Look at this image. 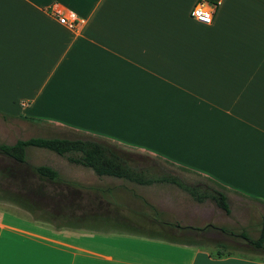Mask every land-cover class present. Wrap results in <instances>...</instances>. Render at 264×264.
<instances>
[{"label": "crops", "instance_id": "crops-1", "mask_svg": "<svg viewBox=\"0 0 264 264\" xmlns=\"http://www.w3.org/2000/svg\"><path fill=\"white\" fill-rule=\"evenodd\" d=\"M195 1L0 0V122L105 138L152 158L140 164L147 175L219 182L229 205L225 214L169 181L97 176L29 150L3 164L9 181L39 192L30 208L0 205V264H264L239 237L224 251L202 238L215 228L171 225L264 205V0H204L215 4L208 23L189 16ZM36 164L57 176L38 177Z\"/></svg>", "mask_w": 264, "mask_h": 264}, {"label": "trees", "instance_id": "trees-1", "mask_svg": "<svg viewBox=\"0 0 264 264\" xmlns=\"http://www.w3.org/2000/svg\"><path fill=\"white\" fill-rule=\"evenodd\" d=\"M0 115L5 117L7 114L0 111ZM27 146L46 148L57 154L64 155L68 162L88 167L97 176L110 175L139 183H149L153 180L169 181L183 189L193 200L197 202L205 199L211 200L225 214L229 213L225 188L219 182L206 176L204 177L205 182L187 183L169 173L159 176L147 175V172H143L140 168L142 167L140 164L144 162V159H140L142 157L141 154L128 150L117 143L99 136L31 135L25 138H17L12 143L0 141V155L10 157L16 162H23L25 159V148ZM147 160H145V163ZM6 169L5 167V173L7 172ZM32 170V173H35L38 177L46 179H53L57 176V171L47 164H36L32 167ZM29 187L33 191V195L38 194V187ZM0 199L9 200L26 208L34 205L33 199L31 200L26 196L25 198H21L16 193L11 194V192L1 187ZM171 225L195 230H205L207 227H212L233 239L239 237L251 247L264 253V217L261 219L258 233L254 237L248 235L244 229H241L239 232H234L228 226L213 223H206L202 226L180 225L178 223H172ZM175 237H167L166 239L169 241H174V239L179 240ZM216 242L222 244L220 241ZM218 253H223V250H219Z\"/></svg>", "mask_w": 264, "mask_h": 264}, {"label": "rangeland", "instance_id": "rangeland-1", "mask_svg": "<svg viewBox=\"0 0 264 264\" xmlns=\"http://www.w3.org/2000/svg\"><path fill=\"white\" fill-rule=\"evenodd\" d=\"M213 4V3H211ZM28 127L24 128V129H20L19 131H17L18 129H15L14 127L11 128V126L9 125L8 120L6 121H2L0 122V141L1 142H11L14 140L15 135H43L42 133L38 132L37 130H35L34 127L31 126V128H29L27 130ZM44 133V132H43ZM69 136H75V133H68ZM23 137V136H21ZM36 149H40L43 152L46 153H51V154H56L55 152L48 150L46 148H40V147H35V146H27L25 148V157L29 156L30 154H28L29 150H36ZM133 152H137V151H133ZM139 154H141L142 157H140V159H144L143 161L147 160V156L145 154H142L140 152H137ZM38 161L41 163H46V161H49V158L47 156H43L42 153L39 154L38 156ZM8 157H5L3 155H0V187L6 189L8 192L12 193H16L17 196L21 197V198H25L26 197H31L33 196V191L30 189L29 186H25L24 182L21 180H17L15 179L14 182L9 181L8 178V174L14 175V173L12 171L5 173V170L3 168V164L8 163ZM152 158L148 157L147 161H151ZM32 163H35L34 161ZM160 163H162V161H160ZM18 164V163H17ZM21 169H23L24 167L22 165H20ZM24 173H27V171H17L15 172L16 177H21V175H24ZM182 180H184L187 183H194V182H205L206 180L204 179L203 176H199L196 174H191V173H184V175H182L181 177ZM13 183V184H12ZM9 194V193H8ZM18 198V197H17ZM208 202H212L211 200H208ZM242 204L240 205V207L237 209V207L235 206V204H233V210L230 214L225 215H212V216H208L211 217L212 219V223L213 224H217V225H225L228 226L230 228H232V230L234 232H239L240 229H242V227H244L246 230V232L248 233V235L254 237L257 235L258 233V229L261 223V218L264 217V205L255 202L253 200H243L241 201ZM7 203V200L5 199H0V205ZM213 203V202H212ZM214 204V203H213ZM216 206V205H215ZM220 209V208H219ZM221 210V209H220ZM235 210H237V213H235ZM241 211V212H240ZM189 213L194 214L191 210H186L185 214L188 215ZM239 213V214H238ZM197 215H202L201 213H198ZM238 215V218H236L235 216ZM69 221V220H67ZM196 223H202V219L200 217L195 218L194 220ZM199 225V224H198ZM202 237L205 241H223L225 243H229L230 247L226 248L227 250L224 251H230L229 249H232L233 251H235V245L232 242V238L228 235H225L219 231H210V232H205L203 233ZM237 242H244L242 240H240L238 238ZM250 252V251H249Z\"/></svg>", "mask_w": 264, "mask_h": 264}, {"label": "built area", "instance_id": "built-area-1", "mask_svg": "<svg viewBox=\"0 0 264 264\" xmlns=\"http://www.w3.org/2000/svg\"><path fill=\"white\" fill-rule=\"evenodd\" d=\"M215 4H208L204 0H196L189 9V16L196 18L197 20L208 23L211 21L212 13ZM56 18L59 22L73 26L77 23H81L83 18L75 16L74 14L58 13Z\"/></svg>", "mask_w": 264, "mask_h": 264}]
</instances>
